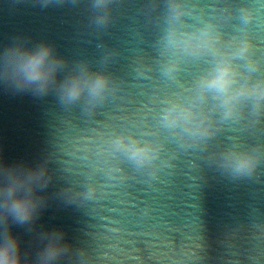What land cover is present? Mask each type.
Instances as JSON below:
<instances>
[{"label": "water", "instance_id": "1", "mask_svg": "<svg viewBox=\"0 0 264 264\" xmlns=\"http://www.w3.org/2000/svg\"><path fill=\"white\" fill-rule=\"evenodd\" d=\"M147 3L114 0L111 23L98 29L91 0L47 7L39 0H0V50L16 35L31 43L45 40L69 61L86 59L94 68L104 67L114 85L108 99L87 111L60 104L55 93L36 97L0 85V153L7 163L46 158L54 176L38 225L63 229L68 241L87 249L88 264H264V165L260 175L240 179L215 165L216 153L234 140L264 141V127L255 133L233 127L206 152L166 144L167 163L154 175L131 166L112 180L94 173L100 134L108 127L140 126L165 92L176 90L156 74L137 75L136 67L156 55L158 29ZM256 38L264 48V27ZM107 53L115 55L103 65ZM90 183L95 195L78 197L77 204L55 195L62 187L79 192ZM13 232L23 251L39 246L23 228L13 226Z\"/></svg>", "mask_w": 264, "mask_h": 264}, {"label": "clouds", "instance_id": "2", "mask_svg": "<svg viewBox=\"0 0 264 264\" xmlns=\"http://www.w3.org/2000/svg\"><path fill=\"white\" fill-rule=\"evenodd\" d=\"M42 6L64 0H39ZM73 3L78 0H72ZM114 0H91L92 23H111ZM150 20L158 29L151 63L136 67L138 76L156 74L166 91L140 126L108 127L93 152L94 173L115 179L125 166L154 175L167 163L166 144L206 152L218 147L224 132L239 126L255 133L264 127V48L256 33L264 27L262 0H148ZM102 57L106 65L109 57ZM195 72L187 77L190 69ZM91 61H69L52 43L16 35L0 50V85L14 93L44 97L55 93L64 106L84 111L102 104L114 90L112 77ZM216 167L234 179L261 174L264 141L234 140L216 153ZM46 158L7 163L0 153V264H88L89 253L66 239L63 229L38 225L48 207L53 181ZM94 183L79 192L65 186L55 194L67 204L93 198ZM13 226L31 234L39 246L25 252Z\"/></svg>", "mask_w": 264, "mask_h": 264}]
</instances>
